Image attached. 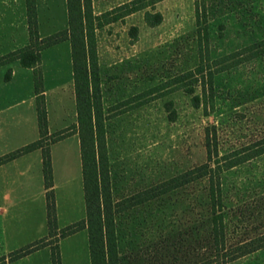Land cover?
I'll list each match as a JSON object with an SVG mask.
<instances>
[{
	"label": "rangeland",
	"instance_id": "rangeland-1",
	"mask_svg": "<svg viewBox=\"0 0 264 264\" xmlns=\"http://www.w3.org/2000/svg\"><path fill=\"white\" fill-rule=\"evenodd\" d=\"M132 1L91 0L92 12L100 16ZM153 1L126 16L118 11L116 21L95 31L99 82L91 96L93 122L101 125L93 135L100 179L113 206L117 264H200L213 257L206 179L123 208L204 164L208 129L220 163L242 160L214 176L227 246L264 234V0ZM36 5L41 20L50 8V21H64L61 0ZM146 12L161 22L147 24ZM196 68H203L197 78L204 90L181 77ZM63 81L60 95L69 104ZM79 122L89 141L87 117ZM228 264H264V248Z\"/></svg>",
	"mask_w": 264,
	"mask_h": 264
},
{
	"label": "crops",
	"instance_id": "crops-1",
	"mask_svg": "<svg viewBox=\"0 0 264 264\" xmlns=\"http://www.w3.org/2000/svg\"><path fill=\"white\" fill-rule=\"evenodd\" d=\"M35 7L40 38L67 28L66 0H61V22L50 21V8L46 20H41L36 0ZM28 40L25 0H0V57L24 48ZM39 70L46 138L66 131L62 139L48 145L56 227L61 230L86 217L69 42L43 50ZM63 78L68 86L67 96L70 94L69 104L60 95ZM55 93L59 97L53 101ZM39 139L33 70L17 60L9 62L0 67V159ZM46 193L41 149L0 163V258L48 236ZM58 250L60 264H90L86 228L60 239ZM5 264H51L50 248Z\"/></svg>",
	"mask_w": 264,
	"mask_h": 264
},
{
	"label": "trees",
	"instance_id": "trees-1",
	"mask_svg": "<svg viewBox=\"0 0 264 264\" xmlns=\"http://www.w3.org/2000/svg\"><path fill=\"white\" fill-rule=\"evenodd\" d=\"M142 1L144 0H135L130 2V4H124L100 16H94L91 0H66L67 28L47 37L40 38L37 32L35 0H25L29 37L28 44L24 48L0 57V67L17 60L24 68L33 70L34 89L37 95L40 139L33 144L27 145L5 156L0 159V163L14 159L35 149L42 150L43 177L45 189L47 190L46 207L48 236L10 253L7 257H1L0 264L18 260L44 247L50 248L51 264H60L58 241L84 228H86L88 235L90 264H117L113 228L114 211L107 182L103 178L100 179L102 165L100 161H98V148L95 147V139L93 136L95 126L101 127L100 124H95L93 122L92 115L93 100L91 96V87L94 83L99 82L95 31L110 22L116 21L118 19L117 17H111L118 11L123 12V15L126 16L144 9V6L139 5ZM159 1L161 0H154L153 4ZM152 17H155V20L150 22V18ZM145 22L152 26L157 25L161 22V16L158 13L151 15L146 12ZM64 41L69 42L71 49L77 124L80 123L79 121L82 119L83 115L87 117V123L83 124V126H86V132L89 134V141L85 138L83 131L78 132L81 146L83 192L86 211L85 220L58 230L56 227L54 201L51 192L52 175L48 145L62 139L65 133L59 132L53 134L50 138H46V116L42 97V77L39 66L40 53ZM201 73H203V68H196L195 72H188L181 77H192L193 84L200 83L199 85H201L202 90H204L205 82H199L197 78ZM207 75L209 77V87L212 89L213 73L208 72ZM80 124H82V122ZM213 138L215 140V134ZM205 145L207 160L204 164L137 194L129 200L131 203L125 206L123 210L170 193L194 181L206 179L209 184V222L211 229L209 238L213 257L208 258L206 261L204 260L200 264H228L242 256L264 248V234L248 242L235 244L230 248L227 246L224 235L223 217L220 212L222 207L221 187L219 183L214 185V176L218 178L223 168H232L238 165L242 160L238 157H232L229 160V157H227L223 164L220 163V158L216 149L214 148L213 153L210 149V133L208 129L205 130ZM261 153H264V148L261 149ZM218 208L219 210H217Z\"/></svg>",
	"mask_w": 264,
	"mask_h": 264
}]
</instances>
